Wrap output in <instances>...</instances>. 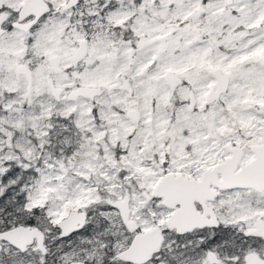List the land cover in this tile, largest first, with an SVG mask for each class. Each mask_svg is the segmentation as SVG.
Listing matches in <instances>:
<instances>
[{"label":"snow or ice","instance_id":"obj_1","mask_svg":"<svg viewBox=\"0 0 264 264\" xmlns=\"http://www.w3.org/2000/svg\"><path fill=\"white\" fill-rule=\"evenodd\" d=\"M0 264H264V0H0Z\"/></svg>","mask_w":264,"mask_h":264}]
</instances>
